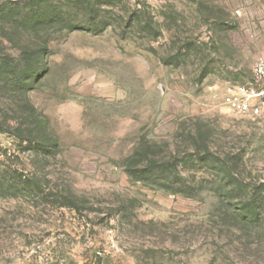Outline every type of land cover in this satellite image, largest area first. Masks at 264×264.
<instances>
[{
	"label": "rangeland",
	"instance_id": "rangeland-1",
	"mask_svg": "<svg viewBox=\"0 0 264 264\" xmlns=\"http://www.w3.org/2000/svg\"><path fill=\"white\" fill-rule=\"evenodd\" d=\"M259 58L264 0H0V264H264Z\"/></svg>",
	"mask_w": 264,
	"mask_h": 264
},
{
	"label": "built area",
	"instance_id": "built-area-1",
	"mask_svg": "<svg viewBox=\"0 0 264 264\" xmlns=\"http://www.w3.org/2000/svg\"><path fill=\"white\" fill-rule=\"evenodd\" d=\"M224 104L232 111L250 117H258L264 109V58L253 65L250 79L227 88Z\"/></svg>",
	"mask_w": 264,
	"mask_h": 264
},
{
	"label": "trees",
	"instance_id": "trees-1",
	"mask_svg": "<svg viewBox=\"0 0 264 264\" xmlns=\"http://www.w3.org/2000/svg\"><path fill=\"white\" fill-rule=\"evenodd\" d=\"M30 116L35 125L43 129L42 132H44V136L41 138L26 137L24 138V140H26L28 143H31L33 146H37L40 148H46L48 144L56 143V138L47 131L46 119L42 117L32 106L30 107Z\"/></svg>",
	"mask_w": 264,
	"mask_h": 264
}]
</instances>
